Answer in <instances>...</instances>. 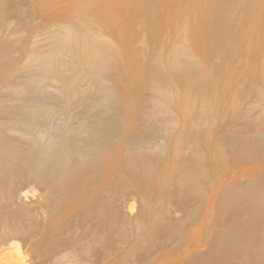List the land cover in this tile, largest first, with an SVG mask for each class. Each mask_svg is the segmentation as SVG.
Returning a JSON list of instances; mask_svg holds the SVG:
<instances>
[{
  "label": "rangeland",
  "instance_id": "1",
  "mask_svg": "<svg viewBox=\"0 0 264 264\" xmlns=\"http://www.w3.org/2000/svg\"><path fill=\"white\" fill-rule=\"evenodd\" d=\"M104 2V0H5L0 9L4 8L3 12L0 11V14L2 13L0 47L8 46V50L0 52V119L10 114H19L21 119L27 117L26 120H30L34 127L37 125L39 130L49 129L50 132L57 133L68 127L71 130L69 138L76 139L73 148L79 145L77 139L85 140L82 137H88L86 133L88 129L90 131L88 133H91L110 125L116 130L113 129L115 132L109 136L111 141L108 140L107 144L114 155H118H113L111 159L110 154L107 156L108 161L106 157V161L102 163L88 161L90 162L88 166L92 164L93 168L88 167L82 178L93 172L90 182L93 184L85 182L87 184L78 185L76 191L71 190L74 191L72 194L76 199L77 196L78 199L81 196V200L77 199L78 202L82 201L81 205L72 198L74 195H68L70 191H58V194L53 195L54 198L57 196V200L53 197L48 199L47 194L35 184H27L25 181L20 183L18 179L16 181L12 178L10 187L14 195L9 209L16 212L14 218L8 219L0 214V264H164L167 260L176 259L181 256V248L173 243V239L170 242L162 239L164 237L158 231L149 241L147 232L150 223L152 227H156L167 219L177 222L184 217L183 212L175 210L177 208L175 200H186L185 193L177 188L180 187L179 181L185 177V171L205 174L204 180L202 179L203 191L199 195L200 200L196 204L188 203L189 208L185 212L199 217L207 211L208 216L214 219L219 213L221 193H218L221 190L217 192L218 189L216 191L212 189L219 181V185H227L231 160L229 156L241 152L237 150L236 142L240 143V140L249 147L253 146L249 149L250 160L257 154L254 151L259 140L257 133L259 130L264 131V0H234L232 6H224L221 34L225 37V43L222 47L205 43L208 24L205 23L204 17L209 10V0H116L115 19L110 21L103 13ZM79 18H83L89 29L99 34L101 43L107 46V55L110 57L106 60L108 61L105 62L106 69L104 67L102 72L94 69L95 60L86 50L70 53L58 44L55 33L61 32L68 24H77L76 20ZM125 43L128 46L127 50L123 46ZM253 44L256 45L254 50L251 48ZM182 51L185 52L184 56L181 54ZM49 52L56 57H52L50 66L47 67L50 71L47 72V81L41 83L35 79L44 60L39 58L34 60L29 56ZM189 60H196L199 67L192 69ZM50 78L56 79L53 85L51 81L49 82ZM27 83L35 84L26 92L24 86L29 85ZM35 85L53 86L54 90L57 86L55 91L60 94L54 90L52 92L53 88H50L48 92L42 93L45 100L43 99V103L38 107L36 104L32 106L34 104L32 102L30 103L32 107L23 108L25 99L39 95L32 92L36 88ZM68 87L72 92L67 89ZM104 89L109 91L107 98L106 94H103ZM98 91H102L101 95ZM18 109L20 111L15 113L14 111ZM81 132H84V135ZM142 135L158 143V148L148 160L130 149V145ZM16 139L19 141V136H16ZM20 139L16 146L24 151L27 140L21 136ZM229 140L235 143H230ZM210 143L212 147L209 146ZM229 144L230 147L226 148L225 146ZM232 147L237 149L231 150ZM208 150L211 153H208ZM18 160L19 157L14 156L9 165H12V168L13 165L14 167L19 165ZM144 162L154 168L155 177L151 175L154 171L152 173L146 170ZM210 163L213 165L216 163L217 166L214 168ZM98 164L101 166L110 164L111 172L106 173L105 166L99 167ZM166 164L170 170L165 181L167 190L162 189L164 190L162 192L157 181L160 169ZM100 172L101 174H98ZM107 177H110L109 180ZM151 177H154L153 181ZM111 178L114 182L110 180ZM238 180L242 183L247 182V178ZM130 181L133 182L129 183ZM107 182L110 184L113 182V185ZM132 185L142 189L143 193L132 192L134 190L131 188ZM80 189L82 190L79 191ZM91 189L101 191L95 192ZM105 190L109 192L105 194L103 192ZM167 192L172 195L171 203L173 202L168 209L164 204ZM97 193L105 195L101 197ZM151 193L155 194L152 196ZM156 194L157 200L153 201ZM65 196L71 198L65 199ZM97 197L101 198V201ZM56 207L58 209H55ZM64 208L72 210L71 215L70 211L63 210ZM49 218L54 223L51 227L49 225L47 227V223H51ZM13 222H16V226ZM104 224L103 231H96ZM118 230L120 233L116 232ZM92 232L97 233V243L91 242ZM83 238L87 240L82 241ZM74 244L78 248H75ZM87 244L90 245L89 248ZM84 246L88 251L84 250L85 253H82ZM65 250L73 252V255L72 253L69 255L72 258H65L58 261L59 263L54 261V254ZM103 254L106 256L104 260L100 258ZM86 255L91 256L92 261L89 258L87 261L84 260V257L87 258Z\"/></svg>",
  "mask_w": 264,
  "mask_h": 264
},
{
  "label": "bare ground",
  "instance_id": "2",
  "mask_svg": "<svg viewBox=\"0 0 264 264\" xmlns=\"http://www.w3.org/2000/svg\"><path fill=\"white\" fill-rule=\"evenodd\" d=\"M4 1L5 0H0V9H1ZM104 1H105L104 2L105 9H103V13L106 15V17H107V19L109 21L111 19H113V18L115 19L114 15L117 12L115 10L116 0H104ZM233 2H234V0H209V4H210L209 5V10H208L207 14L204 17L205 23L208 24L207 25V29L205 31V33H206V39H205L206 42L205 43L207 45L214 46V47H216V46L217 47H222L223 44L225 43V37L221 34L222 33V29H223V24H224V14H225L224 6L225 5L232 6ZM3 9L4 8H2V10ZM2 10H0V11L3 12ZM0 15H2V13ZM76 21H78L77 24H75V23L68 24V25H66L65 28H63V30L61 32H56L55 33L56 37L58 39L57 41H59L58 44L63 49H66L70 53H71V51H72V53L73 52L78 53L80 51L86 50L87 52H89L93 56V60H95V63H93L94 64V69H96L99 72H102V69L104 70V67L106 69V66H105L106 65L105 64L106 60H108L109 57H110V56L107 55V48H106L107 46L105 47L101 43V36L99 34H97L96 32L92 31L91 29H89L88 25L85 23V20H83V18L82 19L79 18ZM256 22H257V20H255V23ZM236 40H239V39H236ZM123 46L127 50V48H128L127 43H125ZM7 48H8V46L0 47V52L8 50ZM251 48H253V50H254L256 48V45L253 44L251 46ZM184 51L181 52L182 56L185 55ZM52 52L45 53V54H34L33 56L32 55L29 56V57H32V59L39 58L40 60L41 59L44 60V63L42 62L43 64L40 66V72H38L39 75L35 79V80H38V82L42 83V81L44 82L47 79V77H46L47 76V72H50L47 67H48V65L50 66L49 63L51 62L52 57L55 56V54L53 56ZM39 59H37V60H39ZM174 59H177V58H174ZM27 60H29V58ZM34 60H36V59H34ZM195 61L189 60V65L192 67V69L199 67V65ZM40 63H41V61H40ZM39 65H38V68H37L38 70H39ZM91 68H93V67H91ZM198 73H201V72H198ZM50 81H51V83L53 85V82H56V79L55 78H53V79L50 78L49 82ZM30 82H32V81H30ZM98 82H100V81H98ZM29 83H27V84H29ZM41 83H40V85H41ZM51 83H49V84L51 85ZM36 84H37V81H36ZM33 85L32 84L25 85L24 86L25 91L27 92L28 91L27 89L31 90L33 88L32 87ZM40 85L38 87L35 85L36 88L34 87L35 90L32 91V92H35L36 94L37 93L39 94V95H37V97L34 96V97L30 98V99H25L23 101L24 104H22V102H21L22 100L20 101L21 102L20 104L23 105V108L27 107V106H30V103H32V102L34 103V104H32V106H34L36 104L37 107H38L41 103H43V99L45 98V97L43 98L44 95L42 96V93H46V91L48 89L53 88V86H48V85L40 86ZM102 86H103V84H102ZM202 86H201V88H202ZM69 87L67 89H69ZM56 89H57V86H56ZM22 90L25 93L24 89H22ZM22 90H21V95L23 94ZM51 90L53 92L54 88L51 89ZM61 90L62 89H60V92H62ZM69 90H67V91L69 92ZM58 91H59V89H58ZM63 91H64V88H63ZM103 91H104L103 94L104 95L106 94L105 96L107 98V95H108L109 91L106 90V89H104ZM68 92H67V94H68ZM14 93H15V91H14ZM56 93H58V92H56ZM56 93H54V94H56ZM101 93H102V91L99 92L100 95H101ZM58 94H60V93H58ZM64 94H66V93H64ZM70 94L71 93H69V95ZM21 95H19V96H21ZM26 96H27V94H26ZM102 102H104V101L102 100ZM102 102L99 101V103H102ZM97 103H98V101H97ZM32 106H30V107H32ZM3 108H4V106H3ZM20 108L21 107L19 106V109ZM23 108H22V110H25ZM19 109L16 110V111H14V110L13 111L16 113L17 111H20ZM30 113H32V112H30ZM7 116L0 119V214L3 215V217H6L7 219L8 218H14L13 216H14V214L16 212V210H15V212H14V210H12L14 212V213H12V211L9 209V207H10L9 204H10L11 201H13L12 199H13V195H14V193L11 190V187H10L12 178L16 179V181L18 179L20 181V183H21V181H25L27 184H29V183L35 184L37 187L41 188L44 191V193L47 194L48 199H50L58 191L66 190V191H70L71 192V190L76 191L75 189L80 184L82 186L87 184V183L92 185L93 183H90V182H92L91 179H92V176H93V172H91L89 175L87 174L88 177L85 176L86 178L85 177L82 178L83 174L87 173V170L89 169L88 167H92V164H91V166H88L89 163L90 162H92V163H96V162L102 163L103 161H106V157L108 155L111 154V156H110L111 159H112V157L114 155L113 150L110 148V145L107 144V141L109 140V136H111L115 132V131H113L114 128H112V126H110V125H109L108 128H104V129L102 128L100 130H94V131H91V133H88L89 129L87 128L88 130H87L86 133H87L88 137H85V136L82 137L85 140L77 139L79 141L78 143H79L80 147H79V145L78 146L76 145V147L73 148L72 146L73 145L75 146L74 142L76 140L75 138H73L75 135L73 136V134H71L73 136V137L72 136L71 137L74 140H71V138H69L71 130L67 127L66 124H65L66 125L65 127H67V128H64V129L60 128L61 130H59L58 133H57L56 131L50 132L49 129L48 130H46V129H43V130L40 129L39 130V127H37V125L34 127V124L32 122H29L30 120L29 121L26 120L27 117L25 119H21L19 114H10V115H7ZM97 121H99V120H97ZM86 122H87V120H86ZM49 123H51V122L49 121ZM99 124H101V123H99ZM48 126L49 125H47V128H48ZM57 126H55V127H57ZM106 126H108V125H106ZM80 127H82V126H80ZM86 127H88V126H86ZM101 127H103V126H101ZM94 128H96V127H94ZM114 130H116V128ZM78 132H79V130H78ZM81 133H83V135H84V132H81ZM148 134H151V133H148ZM257 134H258L259 140L256 143V146H255L256 148L254 149L255 153L257 152L256 156H254L255 160L253 159L254 160L253 161V160H250L248 158V156H250V154H249L250 150L249 149H252L253 146L249 147L248 145L243 144V141H240V140H239L240 143L236 142L237 146H238V149H237V147L234 148V149L241 150V152L234 153L233 155L231 153L232 156H229V157H231V160L229 162L230 163L229 164V169L230 170L228 171L229 172L228 182L227 183L224 182L227 185L225 184L226 186L223 185L224 186L223 187L222 185H219L220 184V181H219L218 184L213 187L214 189H212V191H214V190L216 191L218 189L217 192H219V190H221L218 193V194L221 193V195H220V199H219L220 201H219V207H218L219 208V213H218L216 218L212 219L210 216H208V214H207L208 212L207 211L203 215H201L199 217L194 216L195 214L192 215V213H189V212L186 213L185 212L187 210V208H189L188 203L195 202V204H196V202L200 200L199 199L200 198L199 195H201V193L203 191L201 185H202V181L204 180L203 178H205V174H203L202 172L200 173L198 171H187V170L185 171V177L179 181L180 183H178V185L180 187H177V188H179L182 192L185 193L186 200L176 199L175 200V205H176L177 208L174 205V207L176 208L175 210L178 211V212H181V213L183 212L184 217L182 219H180L179 221H177V222H171L169 219H167V221L165 220V222H163V223H159V224L157 223L158 225L156 227H152L151 226L152 223H150L149 226H148L149 230L147 232V237H148L147 240H149L151 236L153 237V235L159 231V234H161L164 237L162 239H167V240H169V242H170V240L173 239V243H176V246L178 248H181V251H180L181 252V256L180 257H178L176 259H172L169 256V258H171L172 260H167V261H165L164 264H177V263L178 264H264V140L262 139V138H264V131L263 130L262 131L259 130V132ZM257 134H256V136L254 135L255 138H257ZM16 136H19V141H21L20 136L27 140V142L25 143V145H27V147L25 146L26 149L24 151H23V149H21L22 150L21 151L19 149V147L16 146L18 144V142H19V141H17ZM76 136H78V135H76ZM113 137H115V136H113ZM157 139L158 138L155 137V140H157ZM223 139H225V138H223ZM229 139H231V138H229ZM241 140H243V139H241ZM255 140H257V139H255ZM109 141H111V140H109ZM24 142H25V140H24ZM24 142H23V144H24ZM229 142L232 143L233 141L229 140ZM233 143H235V142H233ZM20 144H22V143L20 142ZM252 144H254V143H252ZM211 145L212 144L210 143L209 146L212 147ZM213 145H214V143H213ZM230 145L231 144H229V146L226 145L225 147L226 148L230 147ZM235 145H233V146H235ZM21 147L23 148V146H21ZM115 147L117 148V146H115ZM210 147H208V148H210ZM156 148H158V143L154 142V139L144 138L143 135L141 137H137V140L133 144L130 145L131 151L137 152L138 155L140 154L146 160H148V158L152 155L153 151H155ZM113 149L115 150V148H113ZM232 149H233V147L231 148V150ZM208 151H207L208 153H211L210 150H208ZM217 152H219V151L217 150ZM208 153H207V155H208ZM14 156H18L19 157L18 161H20V162H19V165L17 164V166H15V167L13 165V168H12L11 167L12 165L10 166L9 162ZM116 156H118V155H116ZM201 158H202V156H201ZM206 158H207V156H206ZM220 159L218 160L219 162H220ZM208 160H209V158H208ZM88 161H90V162H88ZM107 161H108V157H107ZM211 161H212V158H211ZM218 161L217 162L215 161V162L219 163ZM108 163H111V162H108ZM216 163H215V165H216ZM12 164H14V163H12ZM143 164H144V166H145V168H146V170L148 172L152 171V173H153V171H154V173L151 174V175H154V177H155L156 176L155 175L156 171L154 170V168L147 162H144ZM168 164H166L164 166V168L161 167L162 169H160V171H159L160 175H159V181H157V183H158V186L161 187V188H159L161 190L162 189H166L167 190V184H165V181L169 177L168 174H169V170L170 169L168 167ZM210 164L213 165V163H210ZM221 164L223 165V163H221ZM99 165L101 166V164H98V166ZM215 165H213L214 168H215ZM103 166H105V165H103ZM103 166H101V167H103ZM113 166H115V165H113ZM220 166H218V169H219ZM223 167H225V165H223ZM119 168H121V167H119ZM119 168H117V169H119ZM156 168L157 167H155V169ZM195 168H196L195 170H197V166ZM110 169H111L110 168V164L106 165L105 168H104L106 173H107V171H110ZM224 169H222V172H223ZM114 171H118V170H114ZM98 174H101V172L98 173ZM110 174H112V173H110ZM223 176H226V175H223ZM110 177H111V175H110ZM154 177H151L152 181H153ZM206 177H207V175H206ZM109 178H108V180H109ZM240 178H247V182H244V183L240 182L238 180ZM127 179H129V178H127ZM96 180L97 179H95V181ZM110 180H112L114 182V180L112 178ZM237 180H238L239 183L237 182ZM106 181L107 180H105V183H106ZM206 181H208V179ZM85 182H87V183H85ZM113 182H111V184H110V182L109 183L107 182V184L113 185L112 184ZM132 182L133 181H130L129 183H132ZM221 182H222V180H221ZM105 183H104V186H106ZM118 183H120V182H118ZM97 184H99V183H97ZM127 185H130V184H127ZM135 185L131 186V188L134 189V190H132V192L142 194L143 193L142 189H139ZM137 185H139V184H137ZM151 185H153V184H151ZM100 186H101V183H100ZM95 187L97 188L96 185H95ZM95 187H94V189H95ZM82 188H84V187H82ZM126 188H127V186H126ZM129 188H130V186H129ZM100 189H101V187H100ZM100 189H97L96 191H98ZM108 189H109V187H108ZM81 190L82 189H80L79 191H81ZM88 190L90 191V189H88ZM74 191H72V192L74 193ZM92 191H95V190H92ZM163 191L164 190H162V192ZM70 192H68V195L72 194V192L71 193ZM103 192L107 193L109 191L105 190ZM104 193L103 194H98L97 193V194L100 195V196L101 195L103 196V195L106 194V193L105 194ZM155 193H157V191H155ZM92 194H93V192H92ZM117 194H119V193H117ZM117 194H115V195H117ZM154 194H152V196ZM157 194L160 195L159 193H157ZM157 194L155 196L156 199H154L153 197H149V198L150 199L153 198L152 200L156 201L157 197H158ZM72 195H74V194H72ZM76 195H78V194H76ZM174 195H175V192H174ZM214 195H217V194H214ZM70 196H68L69 199L71 198ZM171 196L172 195H170L169 192H167V194H165V196H164V198H165L164 199V201H165L164 204L167 206V209L173 203V202L171 203ZM65 197H63V198L68 199L67 196H65ZM72 198L74 199L75 195ZM88 198H90V196H88ZM77 199H78V196H77ZM77 199L75 198L74 200L76 202H78V200H81V196H80V199H78V200ZM97 199L100 200L101 198L97 197ZM111 199L113 200V198H111ZM202 199H204V197ZM211 199H212V196H211ZM56 200H57V198H56ZM106 200H108V199H106ZM114 200H116V199L114 198ZM84 201H85V199H84ZM84 201H83V203L85 204ZM52 202H53V200H52ZM80 203L82 204V201L78 202V205ZM101 203H99V204H101ZM109 203H110V201H109ZM154 203H156V202H154ZM106 204H104L105 207H106ZM197 204H199V203H197ZM57 205H59V204H57ZM150 205H152V204H150ZM154 205H156V204H154ZM65 206L67 208H69L67 205H65ZM166 206H165V208H166ZM96 207H98L97 204H96ZM100 207H102V206H100ZM67 208H64L63 210H65ZM70 208L72 209V207H70ZM78 208H80V206H78ZM190 208H192V207H190ZM55 209H58V208L56 207ZM96 209L94 211H96ZM204 209H206V208H204ZM68 210L70 211V215H71V211L72 210L67 209V211ZM99 210H98V213L101 211V210L100 211ZM151 210H155V209H151ZM78 212H79V210H78ZM152 212H154V211H152ZM54 213H55V211H54ZM174 213H175V211H174ZM85 214H87V213H85ZM95 215H97V214H95ZM118 215H120V214H118ZM54 216H56V215H54ZM116 217H117V215H116ZM106 218H108V217H106ZM81 219L83 220L84 218L82 217ZM113 219H114V217H113ZM115 219H118V218H115ZM49 220H50L51 223L48 222L49 224L47 223V227H48V225L50 227L52 225H54V223L52 222L53 220L50 219V218H49ZM98 220H99V216H98ZM104 221H107V220H104ZM112 222H114V221H112ZM112 222H109V223H112ZM15 226H16V224H15ZM50 227H49V229H50ZM115 227H116V225H115ZM104 228H105V224H104L103 227H100V229H98L96 231H103ZM110 229H112V227H110ZM119 230L121 231V228ZM119 230L116 231V232L120 233ZM111 232H113V231H111ZM91 234H92L91 235L92 236V241L91 242L92 243H97L98 242V239L96 238L97 233L93 234V232H92ZM87 235H88V233H87ZM99 236H101V235H99ZM83 239L84 240H82V241L87 240V238L86 239L83 238ZM99 240H101V239L99 238ZM104 240H106V239H104ZM82 241L80 240V242H82ZM118 242H119V240H118ZM76 243L78 244L79 242H76ZM111 244H108V246L111 245ZM74 245L76 246V244H74ZM79 245H80V243H79ZM89 246L90 245H88L87 247L89 248ZM101 247H103V246H101ZM104 247H106V246H104ZM112 247H114V246L112 245ZM69 248L72 249L71 247H69ZM75 248H78V246H76ZM85 248L86 247L84 246L83 250H81L82 253H85L84 250H87ZM105 252H106V250H105ZM71 253L73 255V252L69 253L68 250L61 251V252H59L57 254H54L55 256L53 255L54 256L53 259L56 262L62 261L63 259L68 258V257L70 259V258H72V257L69 256ZM89 254H90V250H89ZM83 255L85 256V254H83ZM83 255H80V256H83ZM74 256L76 257L78 255H74ZM90 257L89 256H87V258L84 257V260L89 258V260L92 261V259H90ZM104 257H106L105 254L100 256V258H102L103 260H104ZM105 260H106V258H105ZM94 262L96 263V260ZM51 263H52V261H51ZM99 263H100V261H99Z\"/></svg>",
  "mask_w": 264,
  "mask_h": 264
}]
</instances>
